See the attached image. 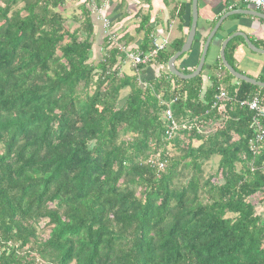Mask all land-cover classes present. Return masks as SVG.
Instances as JSON below:
<instances>
[{"label":"trees","instance_id":"16d2710c","mask_svg":"<svg viewBox=\"0 0 264 264\" xmlns=\"http://www.w3.org/2000/svg\"><path fill=\"white\" fill-rule=\"evenodd\" d=\"M67 1L0 0V264H264V210L249 201L264 206V141L250 150L254 113L237 104L259 89L238 82L218 110L211 75L206 88L201 74L142 87L144 67L119 78L116 50L89 63L90 0L70 28ZM159 94L179 124L215 131L166 142Z\"/></svg>","mask_w":264,"mask_h":264},{"label":"crops","instance_id":"0c3cea01","mask_svg":"<svg viewBox=\"0 0 264 264\" xmlns=\"http://www.w3.org/2000/svg\"><path fill=\"white\" fill-rule=\"evenodd\" d=\"M84 1L75 0V5L79 6ZM95 1L90 0V3H86V7L90 4L96 5L98 11L97 18L91 16L94 36L96 29H101V18L106 17L119 43L130 50L141 51L143 40L154 37L167 40V53H173V47L178 44H182V47L186 42L192 22V0H97V4L93 3ZM71 3L74 4V1ZM196 7L197 26L194 45L188 54L175 62V68L184 75H189L196 69L203 45L222 16L239 10L255 12L244 5L242 0H196ZM95 19H98L99 23ZM235 34L243 35L251 46L263 52L250 50L241 37H235L225 45V61L236 73L264 84V17L234 15L228 19L224 27L222 24L218 28L209 43L205 64L200 73L204 88L209 86L211 75L220 81L218 90L222 89L227 95H230V87L232 92L237 89L239 81L226 75L219 54L224 40ZM155 65L142 69L139 79L143 84L156 80L162 66L157 62ZM260 90H257L255 95L262 98L264 95Z\"/></svg>","mask_w":264,"mask_h":264},{"label":"built area","instance_id":"2783aa9c","mask_svg":"<svg viewBox=\"0 0 264 264\" xmlns=\"http://www.w3.org/2000/svg\"><path fill=\"white\" fill-rule=\"evenodd\" d=\"M94 3V2H93ZM244 5L252 8L253 11L259 12L264 15V0H242ZM96 8V5H94ZM97 10V8H96ZM98 12V11H97ZM102 30L106 44L111 45L113 50H116L122 57L123 60H128L131 62L132 67L137 72V68L139 67H147L150 65L156 66V62L158 56L166 52V48L168 46V42L166 39L160 40L158 38H151V49L147 53H143L140 50H130L123 44H120L117 38L112 35L110 28V21L108 18H101ZM122 60V61H123ZM163 69V67H162ZM160 72V71H159ZM167 72L164 74L166 75ZM157 78H161L164 75H160ZM159 103L161 106H164V110L162 111V118L165 122V141L172 142L173 140L180 138L181 132L184 131H192L195 130L198 134L205 133H213L215 128L211 126V124H205L203 122H199L197 117L193 118V123H185L181 122L180 124L175 121L172 105L176 102V99L170 100L169 103L165 102L162 98L158 97ZM216 104L213 105V108L217 107L223 109L224 102L229 101V97L222 89L218 90V94L215 97ZM239 107L246 108L248 111L253 112L254 116L252 119V127L256 129V136L254 142L250 143V150L254 153H258L259 148L257 144H261L264 141V130L260 126V120L264 119V106H261V100L258 96H252L247 100L241 101L237 103ZM205 128V130H204ZM207 130V131H206ZM259 144V145H260ZM258 145V146H259ZM147 165H151V167H156L159 171L163 170L166 164L159 160V156H156L154 159H149L146 162Z\"/></svg>","mask_w":264,"mask_h":264},{"label":"water","instance_id":"95a60500","mask_svg":"<svg viewBox=\"0 0 264 264\" xmlns=\"http://www.w3.org/2000/svg\"><path fill=\"white\" fill-rule=\"evenodd\" d=\"M191 13H192V22H191V26H190V30L186 39V42L183 44V46L181 47V49L174 53L171 58L168 60L167 64H166V70L168 72V74H170L173 77H177L181 80L184 81H189L192 80L194 78H196L197 76L200 75L204 64H205V57H206V53H207V49L209 46V43L211 42V40L214 38V36L217 33L218 28L223 24L224 25L227 23L228 19L234 15H245V16H256V17H264V15L262 14H258L256 12H250V11H235V12H231L229 14H225L224 16H222L219 21L216 23V25L214 26L213 30L211 31V33L209 34V36L207 37L204 45H203V49H202V53L199 59V63L196 67V69L189 75H184L181 72H179L176 68H175V62L182 56H184L185 54H188L193 45H194V39H195V34H196V26H197V7H196V0H192V5H191ZM231 27V26H230ZM229 29V28H228ZM235 37H241L246 45L248 46V48L254 52H258V53H262L263 51L257 50L255 49L253 46H251V44L246 40V38L243 35H239V34H235L231 37H228L227 39L224 40L221 48H220V62L221 65L223 66V68L225 69L226 72H228V74L233 77L234 79H236L239 82H244L248 85H251L253 87H256L258 89H264V84L256 82L252 79H249L241 74L236 73L225 61L224 58V48L225 45L227 44L228 41H230L231 39L235 38Z\"/></svg>","mask_w":264,"mask_h":264},{"label":"rangeland","instance_id":"374dc122","mask_svg":"<svg viewBox=\"0 0 264 264\" xmlns=\"http://www.w3.org/2000/svg\"><path fill=\"white\" fill-rule=\"evenodd\" d=\"M73 1H74V4L71 3ZM73 1L72 0L67 1L66 10L62 13L63 16L65 18H67L66 26L68 28H70V26H71V24H70L71 18L70 17L73 14H75L77 16L79 15V12H77V9H76L77 5H75V0H73ZM87 8H88V10L90 12V16H92V17L96 16L95 18H97V10H96L95 6L93 4H90L89 7H87ZM97 20H96V22H98ZM76 26L77 25H75V24L73 25L72 24L71 30H72V28H75ZM100 28L102 29V23L101 22H100ZM110 28H111V24H110ZM101 29L100 30L98 28L96 29L97 30L96 31V36L94 37V40H93L92 57H91L89 63H91V62H95V63L99 62L100 60H102L108 54L109 49L112 48L111 45L106 44L107 41H104L105 37L103 35V30L101 31ZM111 33H112V30H111ZM112 35H114V33H112ZM161 66L163 67V69L158 74L164 75L166 73V71H167L165 69L166 65L161 64ZM112 68L113 69H117L119 71L117 73V76L119 78H121L123 76H133V75L137 76V74H138V72H136L135 69L132 67L131 62H129L128 60L127 61L123 60L120 63V65L119 64L115 65ZM97 71H99V70H96V72ZM158 76L159 75H157V77ZM141 86L145 87L146 85L142 84ZM92 90L93 89L91 88L90 91H92ZM128 92H129L128 89H125V90L121 91L120 99H123L128 94ZM158 97L161 98V94H159ZM179 136L181 138L182 134H180ZM167 149L169 150L168 151V153H169L168 156L170 158H174V157H178L179 156V151H176L175 147H173V148L168 147ZM217 162H218L217 159H213L212 161L208 162L207 164H205L203 166V176H204V178H206L207 176H211V175H213L215 173V170H216V167H217ZM259 199H260V197L257 195V196H255V197H253L252 199L249 200V201H252L256 205L257 213H261L264 210V206L259 203Z\"/></svg>","mask_w":264,"mask_h":264},{"label":"clouds","instance_id":"9594fccd","mask_svg":"<svg viewBox=\"0 0 264 264\" xmlns=\"http://www.w3.org/2000/svg\"><path fill=\"white\" fill-rule=\"evenodd\" d=\"M167 72V71H166ZM167 74H168V72H167Z\"/></svg>","mask_w":264,"mask_h":264}]
</instances>
